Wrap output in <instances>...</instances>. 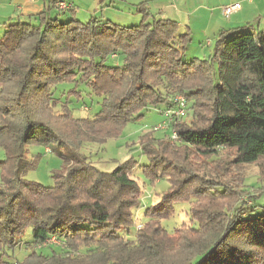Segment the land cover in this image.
I'll list each match as a JSON object with an SVG mask.
<instances>
[{"label": "trees", "instance_id": "1", "mask_svg": "<svg viewBox=\"0 0 264 264\" xmlns=\"http://www.w3.org/2000/svg\"><path fill=\"white\" fill-rule=\"evenodd\" d=\"M136 7L135 26L46 12L4 30L0 249L20 248L29 228L31 251L16 264H264V214L250 217L264 189L242 197L247 192L225 179L233 173L241 184L245 166L264 162V32L222 31L207 59L185 63L188 34L175 21H149L143 5ZM63 83L102 98L99 112L73 117L53 97ZM176 95L186 99L189 121V114L166 118L175 138L141 140L144 177L166 179L169 190L146 209L133 240L126 235L142 196L134 160L106 172L71 153L53 171L52 187L26 179L37 167L25 162L29 146L102 144L148 107L172 108ZM191 156L207 163L194 169ZM176 202L189 203L192 225L169 235L160 223Z\"/></svg>", "mask_w": 264, "mask_h": 264}, {"label": "rangeland", "instance_id": "2", "mask_svg": "<svg viewBox=\"0 0 264 264\" xmlns=\"http://www.w3.org/2000/svg\"><path fill=\"white\" fill-rule=\"evenodd\" d=\"M221 8L219 13L221 12ZM67 9H69V7ZM219 15L218 22L216 24L214 22L213 27L220 25L224 26L223 28H227L228 23L225 22H227L228 19L223 17L222 12ZM140 20V18L134 21L129 20L122 22L119 25L125 27L135 26L140 23ZM185 26H187V28L190 27L188 24L182 26L178 25V31H180V34H188L189 37V42L185 46L182 53V60L185 63H190L197 59H207L211 55L214 48L216 37L213 35L206 37L200 33L199 29L203 26L193 25L191 27V31L190 28H184ZM2 35L3 33L0 34V38H2ZM228 37L231 39L233 36ZM120 62L121 61L119 60H115L110 62V64L115 65V63ZM74 89L78 92L80 96L79 98L73 94L70 95L69 92ZM53 97L58 99L60 103L67 102L69 109L75 118L93 117V115L99 112L102 102V98L93 95L83 84H80L76 88L72 83L59 84L53 90ZM170 109L171 108L165 109V105L163 104L148 107L141 113L139 118L127 123L117 137L108 139L102 144H83L78 151H72L67 147L54 145L48 148V152V149L43 146H29L25 155V162L32 163L35 160L37 167L35 170L28 171L26 179L37 182L44 187H52L53 171L59 169L62 164V159L69 157L71 153L79 157H84L100 170L106 172L114 170L119 164H122L129 159L134 160L137 165L135 166L132 175L135 181H137L139 186L142 188V196L140 198V206L135 209L133 213L135 216L134 226L130 229L129 235H126L128 240H133L136 226H139L140 224L143 225L146 222V209L157 203L160 196L169 190V182L166 179H158L151 182L144 177L143 169L148 162L147 157L142 153L141 140L145 136H153L155 139H163L165 137L168 138L172 136V130L169 127L165 114H163V112H167ZM187 114H189L188 117ZM187 114L185 116V118H187L184 119L185 121H189L190 119V113L187 112ZM158 126H162V128L156 130ZM220 158L223 159L224 163L229 161V157L224 155ZM3 159L4 153L0 150V161ZM190 162L192 163L194 169L207 163L205 160L198 159L193 156H191ZM243 176L244 181H242L241 184H238L240 183V180L233 173H230V175L225 173V179L227 180L229 177V180L232 182L231 186L236 187L235 192L237 191L238 186L247 192L242 197L254 192L258 193L259 191L257 190L259 188L262 187V189H264V162H262L260 166H245L243 169ZM259 179H262L263 181H260ZM241 195L242 194H240L239 197ZM229 200H232V197H228V201ZM253 206L254 207L250 212V217L253 218L264 214V193L257 197ZM172 209L173 213L160 223L161 227L164 228L169 235H173L175 230L181 225H192L189 218V203L176 202L173 204ZM30 240L31 229L28 228L21 237L23 245L20 248L17 247L14 250L5 248L0 249V264H16V262L21 263L31 251V249L26 247V243L30 242ZM54 245L57 246L58 244H53V247ZM46 251L48 252L47 249Z\"/></svg>", "mask_w": 264, "mask_h": 264}, {"label": "crops", "instance_id": "3", "mask_svg": "<svg viewBox=\"0 0 264 264\" xmlns=\"http://www.w3.org/2000/svg\"><path fill=\"white\" fill-rule=\"evenodd\" d=\"M58 2L70 6L69 9H59ZM235 3L240 9L225 22L227 28L213 27L218 22L220 8ZM139 4L149 12V21L168 19L179 26L188 24L190 31L193 25L203 26L199 32L206 37L243 27L264 32V0H0V34L11 24L33 21L46 12L50 17L62 19L74 15L81 22L97 18L121 24L141 18L136 7Z\"/></svg>", "mask_w": 264, "mask_h": 264}, {"label": "built area", "instance_id": "4", "mask_svg": "<svg viewBox=\"0 0 264 264\" xmlns=\"http://www.w3.org/2000/svg\"><path fill=\"white\" fill-rule=\"evenodd\" d=\"M57 6L61 10H64V9H67L68 7H70V6H68L62 2H58ZM239 9H240V5L238 3H235L233 5H228V6L222 7L221 12H222L223 17L228 19L232 14L239 11ZM172 103H173V107L170 110H168L167 112H165L166 118L170 119L172 116L175 118L184 117L186 114V108H187V102H186V99L184 98V96H182V95L175 96L172 99ZM160 128H162V126H158V128L156 130H158ZM172 137L175 138V134H172Z\"/></svg>", "mask_w": 264, "mask_h": 264}]
</instances>
